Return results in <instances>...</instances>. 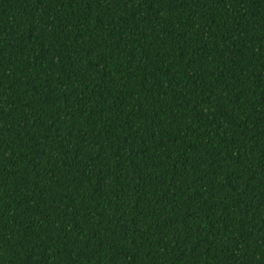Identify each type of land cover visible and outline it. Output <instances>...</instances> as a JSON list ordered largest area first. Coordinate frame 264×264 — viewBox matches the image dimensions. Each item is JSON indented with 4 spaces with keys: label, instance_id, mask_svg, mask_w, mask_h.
I'll use <instances>...</instances> for the list:
<instances>
[{
    "label": "trees",
    "instance_id": "obj_1",
    "mask_svg": "<svg viewBox=\"0 0 264 264\" xmlns=\"http://www.w3.org/2000/svg\"><path fill=\"white\" fill-rule=\"evenodd\" d=\"M0 264H264V0H0Z\"/></svg>",
    "mask_w": 264,
    "mask_h": 264
}]
</instances>
